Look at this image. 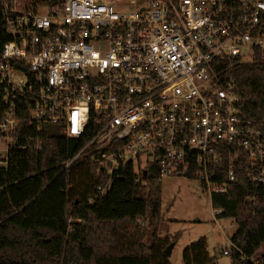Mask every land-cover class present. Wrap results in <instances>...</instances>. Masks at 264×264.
Returning a JSON list of instances; mask_svg holds the SVG:
<instances>
[{
    "label": "built area",
    "instance_id": "2783aa9c",
    "mask_svg": "<svg viewBox=\"0 0 264 264\" xmlns=\"http://www.w3.org/2000/svg\"><path fill=\"white\" fill-rule=\"evenodd\" d=\"M256 57L264 63V0H0V171L26 109L38 133L56 124L86 138L65 168L90 156L141 177L158 166L163 179L198 166L211 198L244 158L264 185V133L244 118L226 64ZM223 162L228 178L214 183L210 166Z\"/></svg>",
    "mask_w": 264,
    "mask_h": 264
},
{
    "label": "trees",
    "instance_id": "16d2710c",
    "mask_svg": "<svg viewBox=\"0 0 264 264\" xmlns=\"http://www.w3.org/2000/svg\"><path fill=\"white\" fill-rule=\"evenodd\" d=\"M54 9L65 0H33ZM231 65L243 116L264 133V63L259 58L226 61ZM26 108V107H25ZM22 130L0 171V264H171L160 238L163 224L159 167L141 177L134 166L109 172L90 156L65 164L85 139L68 138L62 126L39 133L22 113ZM28 136L36 151L22 149ZM226 162L210 166L212 182L228 178ZM249 164L236 161L235 180L211 196L216 218L232 217L231 264H264V185L248 179ZM198 166L190 174L197 179ZM183 264H215L205 237L183 251Z\"/></svg>",
    "mask_w": 264,
    "mask_h": 264
},
{
    "label": "rangeland",
    "instance_id": "374dc122",
    "mask_svg": "<svg viewBox=\"0 0 264 264\" xmlns=\"http://www.w3.org/2000/svg\"><path fill=\"white\" fill-rule=\"evenodd\" d=\"M199 186V179L181 175L161 179L163 224L159 237L169 238L173 243L171 264H183L184 249L200 237L206 238L207 250L215 264H231L224 251L231 248L230 238L237 223L232 217L216 218L210 196ZM260 251L264 252V244Z\"/></svg>",
    "mask_w": 264,
    "mask_h": 264
},
{
    "label": "water",
    "instance_id": "95a60500",
    "mask_svg": "<svg viewBox=\"0 0 264 264\" xmlns=\"http://www.w3.org/2000/svg\"><path fill=\"white\" fill-rule=\"evenodd\" d=\"M172 248H173V243L170 244V245L167 247V249L165 250V253H166L167 256H170L171 251H172Z\"/></svg>",
    "mask_w": 264,
    "mask_h": 264
}]
</instances>
